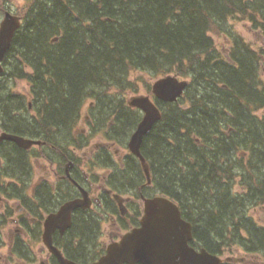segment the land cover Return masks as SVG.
Masks as SVG:
<instances>
[{
  "label": "trees",
  "instance_id": "1",
  "mask_svg": "<svg viewBox=\"0 0 264 264\" xmlns=\"http://www.w3.org/2000/svg\"><path fill=\"white\" fill-rule=\"evenodd\" d=\"M11 1L0 0L1 14ZM17 8L22 25L5 54L0 80L25 79L34 111L22 114L29 113L28 103L0 83V116L11 120L9 129L44 136L54 145L67 143L83 102L93 98L100 119L114 115L115 129L127 139L140 113L131 116L121 99L106 101L103 94L110 88L132 90L131 71L188 78L175 102H157L162 117L141 144L156 186L179 205L206 249L264 246V230L248 214L264 204V47L252 49L229 23L249 22L264 40V0H22ZM214 34L230 40L227 57ZM131 165L136 169L131 175L141 176L138 161ZM93 230L94 223L82 222L78 245Z\"/></svg>",
  "mask_w": 264,
  "mask_h": 264
},
{
  "label": "flooded vegetation",
  "instance_id": "2",
  "mask_svg": "<svg viewBox=\"0 0 264 264\" xmlns=\"http://www.w3.org/2000/svg\"><path fill=\"white\" fill-rule=\"evenodd\" d=\"M92 105L90 104V107ZM158 106L161 109L159 104ZM126 108L137 111L130 110L131 116L140 113L138 121L140 120L143 114L140 109L129 106ZM26 111L30 114L33 113L31 103H28ZM118 111L121 113L120 110ZM97 114L99 115V113L89 109V114L85 116L84 120L85 123H88L89 128L80 131L84 132V135L74 130L72 138L61 145L49 143L39 136L34 137L27 131L16 132L11 130L8 128L11 120L4 122V119L0 118V133L13 134L15 132L14 135L40 141L39 144L25 148L11 140L0 139V148H4V151H0V236L3 234L5 226L13 225V228L8 231V242L5 245L8 247L11 260L16 257L19 261L17 264H60L43 244L44 221L48 214L57 211L63 203L69 200L83 198L84 203H89V206L86 208L79 206L74 209L67 227L61 229L56 225L51 234L52 242L67 259L79 263H90L102 256L110 243L118 241L124 233L139 225L144 198L163 194L156 186L155 170L150 164L152 162L147 161L149 178H146L139 159L129 150H125V153L120 150V146L124 145L123 141L126 138L120 132L121 128H119V132L115 129L117 126L115 116H111L109 122L107 121L105 124L106 117L103 116L104 118L102 117L101 120ZM18 117L20 122L25 120L20 116ZM95 124L97 127H94ZM94 136H99L101 143L94 145V151L83 165L82 162L85 158L82 155L85 154V149L91 146V140ZM116 142H119V146ZM115 145L118 146L119 150L114 148ZM11 146L16 147L15 151H10ZM13 158L18 160V165H15V161H11ZM39 160H42V163L54 174L55 182H49L44 177L35 183L30 181L28 169H34L33 165H36ZM134 161L136 163L138 161L141 173L139 169L137 170L141 176L137 174L133 177L130 173V171H136L131 165ZM122 186L126 188L125 193L122 192ZM94 205L98 211L93 213L90 212V209ZM13 206L20 211L16 217L11 214ZM251 211L252 215L255 216L253 219L256 226L264 230V205L254 207ZM77 214L79 215L77 216ZM84 221L87 222V225L94 222V230L90 233V240L85 238V242L78 245V240L82 237L79 226ZM101 222H108L110 226L108 242L102 239ZM24 237L29 238L32 244L41 242L47 250L46 256L36 260L31 245L29 246L22 240ZM3 244V240H0V245ZM190 244L196 251L205 248L201 238H195L194 235ZM239 250L241 251L239 248L235 249L236 252ZM207 251L221 257V264H264V246L242 250L240 257L225 256L224 250L214 252L207 249ZM93 253L96 256L91 259L90 256Z\"/></svg>",
  "mask_w": 264,
  "mask_h": 264
},
{
  "label": "water",
  "instance_id": "3",
  "mask_svg": "<svg viewBox=\"0 0 264 264\" xmlns=\"http://www.w3.org/2000/svg\"><path fill=\"white\" fill-rule=\"evenodd\" d=\"M20 27V17L9 11L4 13L0 22V62L8 49L15 30ZM0 72L2 66L0 63ZM187 80L177 75H165L154 81L151 87L154 97L167 102L181 96ZM128 105L143 112L141 120L132 132L128 149L139 158L145 176L149 178V167L140 152L143 137L153 124L161 118V113L148 95L130 97ZM0 139H8L19 146L28 148L39 144V140L1 133ZM81 189V188H80ZM82 190V189H81ZM84 197V196H83ZM86 208L83 198L63 203L55 212L48 214L44 221L42 240L60 264H220L221 259L205 249L196 251L189 241L192 239L191 224L181 217L178 206L165 196L144 198L143 214L136 226L124 233L118 241L110 243L105 253L90 263H78L65 258L53 245L51 234L55 226L63 229L70 223L71 213L77 207Z\"/></svg>",
  "mask_w": 264,
  "mask_h": 264
},
{
  "label": "rangeland",
  "instance_id": "4",
  "mask_svg": "<svg viewBox=\"0 0 264 264\" xmlns=\"http://www.w3.org/2000/svg\"><path fill=\"white\" fill-rule=\"evenodd\" d=\"M11 2H12L11 3L12 7L10 10L14 14L15 9L17 7H20V5L22 4V0H12ZM2 15L0 13V20L2 19ZM229 23L231 24V27L234 29L235 34H237L245 43L250 45L252 49H254L258 52L261 47H264V40L262 39V35H261L260 31L256 28H252L253 27L252 24H250L249 22H246V21H241V20H230ZM213 39L217 45V48L221 52V55L223 57H226V55H228L229 49L231 48L230 40H228L225 36L217 35V34L213 35ZM8 66H9V64H8ZM9 67H11V65ZM24 71L29 72V69L25 68ZM156 78L148 75L145 72L131 71L129 81L133 85V87H130L132 90L128 89V90H124L122 93H119L117 90L110 88L109 90L106 91L107 95L104 94V96H105L104 100L108 101L110 99H114L115 97H117L118 99H121L122 103L126 104V100H128L129 97H131L133 95L148 94V93L150 94V91L148 90V88L150 89L151 84L153 83V81ZM179 78H184V77H179ZM186 79H188V78H186ZM0 81H1L0 83L3 82V80H0ZM261 82L264 84V75H261ZM3 84H4V86L6 84V86H7L6 89L9 93H11L12 97H16V98L22 97L24 104H27L31 100V95L29 92L30 87H29V85L25 79L20 80V79L14 78V77H10V78L6 77L5 82H3ZM107 96H110V97H107ZM90 104H93L92 107H90ZM94 105H95V102H94L93 98L92 99L87 98L83 102L77 123L75 124V127L73 128L72 134H73L74 130H76L77 132H80L81 130L85 131L89 128L88 123H85L84 120H85V116L89 114V109H91L94 112H98V111H96L97 105L95 106V108H94ZM21 112L22 111H19L18 114L21 115ZM22 113H24L25 115H31V114L26 113L24 111ZM257 114L260 115L261 110L258 111ZM109 118L106 119L105 124L107 123V121L109 122ZM94 127H96V125ZM23 130H26V129H23ZM80 133L82 135H84V132H80ZM63 143L64 142H60V145ZM100 143H101V138H99V136H94L92 138L91 146L86 148L85 154L82 155V157L85 158V160L82 162L83 165L87 162L88 156L94 151V149H95L94 145H98ZM116 144L119 146V142H116ZM118 146L115 145L114 148L118 149ZM34 149H36V147H34ZM120 150L123 151V153H125L126 152L125 150H127V149H126V147H124V145H121ZM0 151H4V148L3 147L0 148ZM117 157H119V156L117 155ZM42 162H43L42 160H39V162L36 165L35 164L33 165L34 169H28L29 170V177L31 178L30 181H32V183H35L41 177H44V179L48 180L49 182H51V181L55 182L54 174L51 173L50 169L46 165H44ZM99 173H101L100 170H99ZM101 177H100V179H101ZM30 185H32V184H30ZM121 189H122L123 193L126 192L125 187L122 186ZM235 189L237 191H240L239 184L235 185ZM12 203H13V201H12ZM96 211H98V210L96 209V207L94 205L90 209V212L94 213ZM19 213H20V211L15 209L13 206L11 209V214L14 217H16V215ZM248 214H250L252 216V218L255 219V216L252 215V211H250V212L248 211ZM106 218H107V216H106ZM100 226H101V231H102L101 232L102 233L101 234L102 239L105 242H108V233L111 231L110 226H109L108 222H105V223L101 222ZM12 228H13V225L5 226L4 230H3V234L0 236V240H3V242H4L3 245H0V264H17V262L19 263V261L17 260L16 257H14V259L12 258V260H11V256L8 253V247L5 245V243L8 242V240H7L8 231H10V229H12ZM22 240L24 242L28 243L29 246L31 245L30 247L33 249L32 253H33V256H35L36 260L46 256L47 250L42 245L41 242L40 243L34 242L32 244V242L29 240V238H26V237H24ZM236 247H237L236 245L232 246L229 244L227 246H223L222 249L225 252L224 255L225 256L226 255H234L235 257H240L243 249L241 248V251L239 250V252L238 251L236 252L235 251Z\"/></svg>",
  "mask_w": 264,
  "mask_h": 264
},
{
  "label": "bare ground",
  "instance_id": "5",
  "mask_svg": "<svg viewBox=\"0 0 264 264\" xmlns=\"http://www.w3.org/2000/svg\"><path fill=\"white\" fill-rule=\"evenodd\" d=\"M86 16V15H85ZM69 18V17H68ZM260 21V20H259ZM68 22H69V20H68ZM67 23V22H66ZM69 24V23H68ZM67 24V25H68ZM66 26V25H65ZM218 35V34H217ZM237 35V34H236ZM225 40V39H224ZM226 47V46H225ZM27 59V58H26ZM230 59V58H229ZM229 61V60H228ZM236 62V61H235ZM232 64V63H231ZM8 65V64H7ZM28 65V64H27ZM9 66H10V64H9ZM237 67V66H236ZM6 69H8V67L6 68ZM202 71H204V70H202ZM207 71H209V70H207ZM5 73H7V72H5ZM4 74V73H3ZM36 74V73H35ZM213 74V73H212ZM4 76H5V74H4ZM200 76V75H199ZM206 76V75H205ZM230 76V75H229ZM0 78H2V77H0ZM4 78H6V77H4ZM10 78V77H9ZM204 79V78H203ZM203 79L201 80V81H203ZM15 80V79H14ZM37 80V79H36ZM200 80V79H199ZM9 81V80H8ZM197 81V80H196ZM3 82H5V81H3ZM7 82V81H6ZM34 82V81H33ZM8 83V82H7ZM35 84V83H34ZM36 85V84H35ZM5 86H6V84H5ZM199 86V85H198ZM7 87V86H6ZM109 89V88H108ZM197 89V88H196ZM92 93V92H91ZM95 93V92H94ZM106 94V93H105ZM104 95V94H103ZM107 95V94H106ZM105 97V96H104ZM108 97V96H107ZM96 99V98H95ZM114 100V99H113ZM112 100V101H113ZM6 101V100H5ZM106 102V101H105ZM111 102V101H110ZM109 102V103H110ZM22 103V102H21ZM101 104V103H100ZM111 105H112V103H110ZM218 104V103H217ZM102 105V104H101ZM22 106H23V104H22ZM99 106V105H98ZM103 106V105H102ZM100 108V107H99ZM105 108V107H104ZM103 108V109H104ZM107 108V107H106ZM113 108V107H112ZM102 109V108H101ZM108 109H109V107H108ZM23 110H24V108H23ZM97 111V110H96ZM107 111V110H106ZM106 111H105V113H106ZM108 112H109V110H108ZM96 113H99V114H101L100 113V111H98V112H96ZM104 113V112H103ZM102 113V114H103ZM112 113V112H111ZM23 114V113H22ZM113 114V113H112ZM129 114V113H128ZM98 115V114H97ZM104 115V114H103ZM107 115V114H106ZM106 115H104V116H106ZM22 116H24V115H22ZM94 116H95V114H94ZM133 116V115H132ZM97 117V116H96ZM102 117V116H101ZM206 117V116H205ZM104 118V117H103ZM103 118H101V120L103 119ZM98 119V118H97ZM95 120V119H94ZM96 121V120H95ZM98 122H100V121H98ZM103 122H104V120H103ZM97 123V122H96ZM131 123V122H130ZM129 124V123H128ZM127 124V125H128ZM95 125H97V124H95ZM102 125L104 126V124L102 123ZM98 126H101V124L99 125L98 124ZM129 126V125H128ZM97 127V126H96ZM160 127H161V125H160ZM99 128V127H98ZM97 129V128H96ZM123 129V128H122ZM125 129V128H124ZM127 129V128H126ZM160 129V128H159ZM100 131V130H99ZM125 131V130H124ZM117 132H119V131H117ZM15 133V132H14ZM13 133V134H14ZM126 133V132H125ZM16 134V133H15ZM52 135V134H51ZM25 136V135H24ZM29 136V135H28ZM42 136V135H41ZM47 136V135H46ZM122 136V135H121ZM120 136V137H121ZM34 137H36V136H34ZM33 137V138H34ZM42 137H44V136H42ZM41 137V138H42ZM48 137H50V135L48 136ZM264 137V136H263ZM47 138V137H46ZM57 138V137H56ZM56 138H54L55 140H56ZM64 138V137H63ZM117 138H119L118 136H117ZM168 138V137H167ZM58 139V138H57ZM209 140V139H208ZM148 143V142H147ZM4 145V144H3ZM2 145V146H3ZM264 145V144H263ZM10 146V145H9ZM7 147H8V145H7ZM12 147V146H11ZM242 149V148H241ZM186 151V150H185ZM19 152V151H18ZM190 152V151H189ZM235 152V151H234ZM2 153V152H1ZM25 161V160H24ZM26 162V161H25ZM235 162V161H234ZM254 163V162H253ZM133 165V164H132ZM161 165V164H160ZM179 165V164H178ZM26 166V165H25ZM158 167H159V165H157ZM162 166V165H161ZM181 166V165H180ZM179 166V167H180ZM130 167V166H129ZM128 168V167H127ZM131 168V167H130ZM160 168H162V167H160ZM183 168H185V166L183 167ZM238 168V167H237ZM240 168V167H239ZM181 169H182V167H181ZM180 169V170H181ZM187 169V168H186ZM241 169V168H240ZM188 170V169H187ZM190 170V169H189ZM194 170V169H193ZM218 170H221V169H218ZM239 170V169H238ZM256 170V169H255ZM209 171V170H208ZM223 171H224V169H223ZM256 171H258V170H256ZM255 171V172H256ZM136 172V171H135ZM193 172V171H192ZM203 172V171H202ZM211 172V171H210ZM214 172V171H213ZM225 172H227V170L225 171ZM238 172V171H237ZM241 172V171H240ZM246 172V171H245ZM183 173V172H182ZM228 173V172H227ZM242 173H244L243 171H242ZM132 174H133V172H132ZM192 174V173H191ZM231 174V173H230ZM228 175V174H227ZM226 175V176H227ZM243 175V174H242ZM241 175V176H242ZM245 175V174H244ZM170 176V175H169ZM184 176V175H183ZM217 176V175H216ZM219 176H220V174H219ZM232 176V175H231ZM233 176H234V173H233ZM230 177V176H229ZM121 178V177H120ZM182 178V177H181ZM235 178V177H234ZM136 180V179H135ZM229 180V179H228ZM233 180V179H232ZM162 181V180H161ZM160 181V182H161ZM136 182V181H135ZM170 182V181H169ZM230 182V181H229ZM167 183V182H166ZM183 183V182H182ZM251 183V182H250ZM162 184V183H161ZM229 184V183H228ZM165 185H167V184H165ZM212 185V184H211ZM215 185V184H214ZM168 186V185H167ZM228 186V185H227ZM251 186V185H250ZM136 187V186H135ZM160 187V186H159ZM166 188V187H165ZM230 188V187H229ZM251 188V187H250ZM163 189V188H162ZM227 189V188H226ZM165 190V189H164ZM168 190V189H167ZM222 191V190H221ZM230 191V190H229ZM176 192V191H175ZM222 192H224V191H222ZM257 192V191H256ZM170 193V192H169ZM258 193V192H257ZM172 195H173V193H171ZM175 194V193H174ZM176 194H177V192H176ZM179 194V193H178ZM230 194V193H229ZM186 197V196H185ZM230 197V196H229ZM242 197V196H241ZM187 198V197H186ZM181 199V202L184 200L183 199V197L182 198H180ZM183 199V200H182ZM188 200H189V198H188ZM250 202V201H249ZM183 203V202H182ZM203 203V202H202ZM181 204V203H180ZM245 205V204H244ZM107 206V205H106ZM191 206H193V205H191ZM199 206V205H198ZM245 207V206H244ZM186 209V208H185ZM194 209V208H193ZM185 211V210H184ZM81 214V213H80ZM191 214V213H190ZM79 214H77V216H78ZM79 218V217H78ZM198 222H200V221H198ZM94 223V222H93ZM233 228V227H232ZM72 232V231H71ZM74 232H75V230H74ZM233 232V231H232ZM238 232V231H237ZM233 234V233H232ZM69 235V234H68ZM71 235V234H70ZM73 236V235H72ZM94 236V235H93ZM70 238V237H69ZM68 239V238H67ZM92 239V238H91ZM93 240H94V238H93ZM217 241V240H216ZM225 241V240H224ZM72 242V241H71ZM64 244V243H63ZM224 244V243H223ZM219 245V244H218ZM67 246V245H66ZM213 246H214V244H213Z\"/></svg>",
  "mask_w": 264,
  "mask_h": 264
}]
</instances>
